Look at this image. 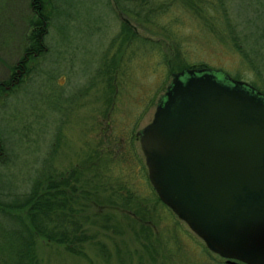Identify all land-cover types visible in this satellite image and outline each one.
<instances>
[{"label":"rangeland","instance_id":"obj_1","mask_svg":"<svg viewBox=\"0 0 264 264\" xmlns=\"http://www.w3.org/2000/svg\"><path fill=\"white\" fill-rule=\"evenodd\" d=\"M33 1L0 0V201L28 192L41 165L49 177L76 167L89 175L96 165L103 176L87 180L95 195L82 201L80 213L89 216L93 236L84 251L73 254L38 238L40 264H229L157 200L138 132L151 121L171 82L169 71L182 66L221 69L264 92L263 34L253 36L259 56L253 55L252 68L233 48L226 24L241 22L239 32L247 33L233 7L253 9L254 18L264 0H214L215 9H202L205 19L187 0L183 6L179 0H155L164 5L156 28L125 15L115 0H38L49 11L48 33L42 53L25 61L31 23L41 8ZM223 3L229 16L225 9L218 11ZM255 20L253 31L260 28ZM123 21L138 40L127 34ZM22 59L26 70L21 74ZM51 102H61L59 110ZM120 185L126 187L123 192L131 190L145 217L134 213L135 207L109 204L108 194ZM147 212H155L153 219Z\"/></svg>","mask_w":264,"mask_h":264},{"label":"water","instance_id":"obj_2","mask_svg":"<svg viewBox=\"0 0 264 264\" xmlns=\"http://www.w3.org/2000/svg\"><path fill=\"white\" fill-rule=\"evenodd\" d=\"M171 75L138 132L149 180L210 251L264 264V93L211 68Z\"/></svg>","mask_w":264,"mask_h":264},{"label":"trees","instance_id":"obj_3","mask_svg":"<svg viewBox=\"0 0 264 264\" xmlns=\"http://www.w3.org/2000/svg\"><path fill=\"white\" fill-rule=\"evenodd\" d=\"M179 1L182 6L187 3L185 0ZM187 1L194 9V13L198 18H206L202 9H206L207 11L209 7L211 10L215 9L214 0L210 1L208 5H205L206 7L195 4L193 2L195 0ZM38 2L41 8L37 11L38 19H35L31 23L34 29L28 34L27 43L29 46L25 49L27 53L23 59H25L26 56L29 57V55H32V58H34V55L42 53L43 46L41 40L48 33L49 11H47V6L41 1H33V3ZM115 2L121 12L130 18H134V20L136 19L141 25L147 23L155 28L156 26L159 27L156 23V19L163 9L162 6H164H158L160 1L115 0ZM224 9V15L229 16L225 3L222 4L218 11ZM233 9L237 11L235 17L242 19L244 23L243 26L247 29V33H242L241 30L239 32V24H241V22H230L226 20L228 38L233 48L236 49L253 68L255 58L259 56L257 55L258 51L253 50V36L254 38L256 36L257 39L259 35L258 31L264 36V23L260 22L264 15V9L261 13H256L254 18L253 9L251 12H246L245 10L242 12L237 6L233 7ZM256 18L257 20H255ZM253 20L259 22L258 26L260 28H258V30L255 29L253 31ZM123 24L126 25L127 34L129 36L131 35V38L138 40L139 35L131 26L124 21ZM169 36H171V34H169ZM29 41H31L30 44ZM258 42L256 41L255 45H257ZM253 55L255 58H253ZM182 68L184 67L182 66L177 70H170L169 74L171 71H178ZM51 103L59 110L58 106H60L61 102H57L58 105L56 102ZM1 149L3 150V146L0 144V150ZM92 167L94 170L89 175L83 172L84 169L76 167L65 170L63 173L58 172L57 175L49 177L47 169L44 165H41L40 168H38L39 170L35 171L37 174L36 177L32 179L33 183L28 192L20 195L13 194L15 196L10 199V202L4 201V203H1L0 201V234L2 235V237L0 236V264H40L35 250L38 238H42L48 242L62 244L67 251L73 254H79L84 251L85 244L90 242L93 236L89 234L88 230V222L90 221L88 219L89 216H83L80 213L86 205L82 203V201H90L95 195L87 189V180H95L93 178H96L97 181H100L101 178H103L99 171L100 167L98 165ZM102 170L107 171L108 169L102 168ZM104 185L105 184L101 182L96 189L97 192L102 193ZM125 190L126 187L124 185H120L118 190L115 186L113 193L108 194L111 199L109 204L111 203L118 207H124L128 210H132V208L135 207L134 213L138 214L139 212L142 217H145V213L139 209V202L135 204L132 202L131 190L123 192ZM10 192H15V190H10ZM10 192L7 196L11 198ZM157 200L163 204L158 197ZM11 210H17L18 212L14 213ZM154 216L155 212L152 215L151 213H146L148 219H153L152 217ZM105 223L107 224V220H105ZM146 231L147 235L148 232L149 236L150 233L152 234L148 227H146ZM149 241L151 242V240Z\"/></svg>","mask_w":264,"mask_h":264},{"label":"flooded vegetation","instance_id":"obj_4","mask_svg":"<svg viewBox=\"0 0 264 264\" xmlns=\"http://www.w3.org/2000/svg\"><path fill=\"white\" fill-rule=\"evenodd\" d=\"M26 60H27V56H26ZM19 61H20V60H18L16 63H18ZM23 62H24V60L22 59V61H20V64H19V66H20V68H21V74H22L23 72H25V70H26V67L23 66V65H24ZM22 64H23V65H22ZM235 264H244V263L238 262V263H235Z\"/></svg>","mask_w":264,"mask_h":264}]
</instances>
